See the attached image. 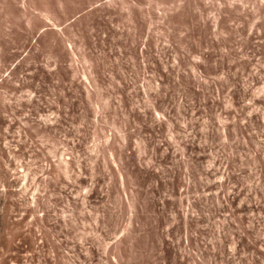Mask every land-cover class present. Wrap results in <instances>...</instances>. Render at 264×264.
Segmentation results:
<instances>
[{"label":"rangeland","instance_id":"rangeland-1","mask_svg":"<svg viewBox=\"0 0 264 264\" xmlns=\"http://www.w3.org/2000/svg\"><path fill=\"white\" fill-rule=\"evenodd\" d=\"M0 264H264V0H0Z\"/></svg>","mask_w":264,"mask_h":264}]
</instances>
